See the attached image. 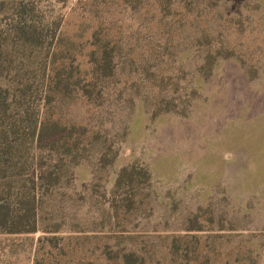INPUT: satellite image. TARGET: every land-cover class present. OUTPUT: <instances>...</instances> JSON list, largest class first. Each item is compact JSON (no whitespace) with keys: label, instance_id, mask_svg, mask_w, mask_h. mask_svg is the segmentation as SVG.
<instances>
[{"label":"rangeland","instance_id":"374dc122","mask_svg":"<svg viewBox=\"0 0 264 264\" xmlns=\"http://www.w3.org/2000/svg\"><path fill=\"white\" fill-rule=\"evenodd\" d=\"M0 116V264H264V0H0Z\"/></svg>","mask_w":264,"mask_h":264},{"label":"trees","instance_id":"16d2710c","mask_svg":"<svg viewBox=\"0 0 264 264\" xmlns=\"http://www.w3.org/2000/svg\"><path fill=\"white\" fill-rule=\"evenodd\" d=\"M3 110V109H2ZM3 113V111H2ZM2 123V116H0V124ZM6 127V132L8 133H16L17 127V121L12 119V122L4 123ZM25 137V136H24ZM38 139L42 141L43 137L37 138V144ZM23 139H20V142ZM26 140H24L25 142ZM53 143V142H52ZM55 144H57V141H54ZM20 145V144H19ZM10 143H8L5 139L0 140V150H7L10 148ZM21 146H25L24 144ZM35 197H33V201L31 199L28 200H21V204L24 206L23 213L19 214H13L11 213L9 209V204L7 201L0 202V232L3 230H7L8 232H21L22 230H29L28 232H33L37 229V222L36 220H33V208L35 203ZM19 203V201H18ZM33 203V204H32ZM30 227H27V226ZM23 232V231H22Z\"/></svg>","mask_w":264,"mask_h":264}]
</instances>
